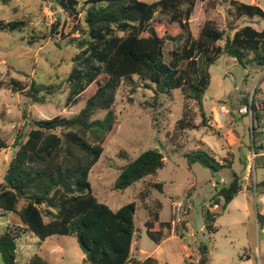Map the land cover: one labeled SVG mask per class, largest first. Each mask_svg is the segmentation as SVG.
<instances>
[{
  "label": "trees",
  "instance_id": "obj_1",
  "mask_svg": "<svg viewBox=\"0 0 264 264\" xmlns=\"http://www.w3.org/2000/svg\"><path fill=\"white\" fill-rule=\"evenodd\" d=\"M51 1L64 19L72 23L67 34L60 33L59 42L52 37L54 25L50 32L42 33L30 28L26 21H0V32L29 31L28 45L53 39L58 47L63 42L64 46L74 48L70 71L63 79L50 84L31 79L24 85L17 80L0 78V89H8L36 105H44L56 95L64 94L65 107L76 105L91 85L95 89L81 109L70 117L56 116L48 120L25 117L27 130L17 134L14 153L0 183V214H11L18 219V223L0 233V262L17 264V241L33 235L40 242L53 236L74 238L88 264H158L153 257L138 260L131 256L135 203L113 211L97 200L88 182L90 170L99 161L105 140L113 129L116 95L122 85L132 91L142 88L151 92V105L157 108L164 96L179 90L184 104L182 116L174 125V134L208 128L210 118L205 116L202 96L209 85L210 66L224 55L242 68L264 69V27L261 30L250 25L230 27L233 34L229 36L214 20L207 19L194 37L189 24L195 0ZM217 6L227 7L234 20L257 17L264 21L260 7L237 0H211L204 11L208 15ZM165 45H171L167 61ZM253 99L247 104L252 112V150L257 141L254 123L259 120ZM189 102L197 110L199 124L194 123ZM101 112L104 113L101 118H94ZM6 148L0 137V152ZM184 157L188 165L198 164L216 174L223 168L212 154L201 149L187 152ZM163 165L162 149L159 146L147 149L121 167L113 189L123 192L155 176ZM228 169L230 182L212 200L220 212L242 190L241 176ZM153 187L162 189L160 184ZM36 201L40 204L35 205ZM144 209L146 234L158 245L169 236L171 223L159 221L160 201L155 200L151 209L146 206ZM202 215L205 229L213 233L216 214L203 209ZM257 224L263 226L264 217L257 215ZM26 264L49 263L34 254ZM196 264H209L207 251L202 246Z\"/></svg>",
  "mask_w": 264,
  "mask_h": 264
},
{
  "label": "rangeland",
  "instance_id": "obj_2",
  "mask_svg": "<svg viewBox=\"0 0 264 264\" xmlns=\"http://www.w3.org/2000/svg\"><path fill=\"white\" fill-rule=\"evenodd\" d=\"M139 1L153 3L158 0ZM208 1L211 0H195L189 24L194 37L207 19L214 20L229 36L233 34L230 27L238 29L250 25L256 30L264 27V21L257 17L234 20L227 7L217 6L207 15L204 8ZM237 1L256 4L264 11V0ZM16 20L26 21L30 28L42 33L50 32L54 25L52 37L57 42L61 40L60 33L67 34L72 27L51 0H6L5 3L0 0V21ZM162 22L166 25L164 18ZM28 40L29 31L0 32V78L17 80L24 85L31 79L43 84L63 79L70 71L75 49L64 46L62 41L58 47L53 39L37 40L33 45H28ZM170 50L171 45H165V61ZM209 75V85L202 96L205 116L210 118L208 128L183 134H174V125L182 116L184 104L179 90L164 96L157 108L151 105V92L142 88L132 91L122 85L116 95L113 129L105 140L99 161L90 170L88 182L97 200L113 211L135 203L131 256L138 260L153 257L158 264H196L202 246L207 251L209 264H264V228L257 224V215L264 217V156L256 157L264 153V69L242 68L234 59L223 55L210 66ZM94 89L93 84L71 107H65L64 94L56 95L44 105H36L17 93L0 89V137L7 146L0 152V183L14 153L17 134L27 130L25 117L35 120L70 117L81 109ZM252 97L259 117L254 123L257 141L253 150L252 112L247 106ZM188 108L194 123L199 124L195 106L189 102ZM245 108L247 112H241ZM103 114L98 113L94 118L99 119ZM157 146L164 156L162 169L123 192L114 190L121 167ZM196 149L212 154L223 165L218 176L224 181L217 185L209 169L198 164L188 165L184 154ZM228 168L241 176L244 188L220 212L212 200L217 191L230 182ZM245 170L248 173L243 179ZM154 184H160L161 191L154 189ZM155 200L162 205L159 221L171 223L168 235H172L165 236L158 245L149 239L145 228L147 211L144 207L151 209ZM172 201L182 203L179 219L172 215ZM203 209L219 212L215 215L213 233H208L204 227ZM16 223L18 219L14 215L0 214V233ZM182 235L188 236L181 238ZM21 245L17 244L16 250L20 257L18 262L23 264ZM29 249L49 264H88L72 237L53 236L43 242L35 238Z\"/></svg>",
  "mask_w": 264,
  "mask_h": 264
},
{
  "label": "crops",
  "instance_id": "obj_3",
  "mask_svg": "<svg viewBox=\"0 0 264 264\" xmlns=\"http://www.w3.org/2000/svg\"><path fill=\"white\" fill-rule=\"evenodd\" d=\"M254 5H256V4H254ZM257 156H264V153H260V154H256V157ZM216 159V158H215ZM248 173V170H245L244 171V173H243V179H245V175ZM242 188H244L243 187V185H242ZM170 207H172V203H171V206ZM210 212L211 213H213V214H217V213H219V212H216L215 210H210ZM262 228H264V225L262 226ZM263 230V229H262ZM172 236V235H171ZM170 235H169V237H171ZM185 236H188V235H182L181 236V238H185ZM27 237V238H26ZM26 237H23V238H21V239H19L18 241H17V244H22L21 246H22V248H23V251H22V262H23V264H26L27 263V261L34 255L33 253H31L30 252V249H29V245L31 244V243H34V239H33V237L31 236V235H27ZM142 253V251H139V254H141ZM16 255H17V250H16ZM18 258H20V257H18V255H17V257H16V262H17V264L19 263V264H21V262H18ZM156 259V258H155ZM157 260V259H156ZM185 260V258L183 259V261ZM158 262V261H157Z\"/></svg>",
  "mask_w": 264,
  "mask_h": 264
},
{
  "label": "built area",
  "instance_id": "obj_4",
  "mask_svg": "<svg viewBox=\"0 0 264 264\" xmlns=\"http://www.w3.org/2000/svg\"><path fill=\"white\" fill-rule=\"evenodd\" d=\"M241 112L246 113L247 109H243ZM254 157V155H253ZM182 203L178 201H172V215L176 216L179 219L181 208H182ZM186 211V210H185Z\"/></svg>",
  "mask_w": 264,
  "mask_h": 264
},
{
  "label": "water",
  "instance_id": "obj_5",
  "mask_svg": "<svg viewBox=\"0 0 264 264\" xmlns=\"http://www.w3.org/2000/svg\"><path fill=\"white\" fill-rule=\"evenodd\" d=\"M155 151L157 152L158 149H155ZM211 172V177H214L216 182H220V181H224V180H220V177L218 176V174H216L212 169H209ZM40 201H36L35 205H39ZM203 251H205V248H203Z\"/></svg>",
  "mask_w": 264,
  "mask_h": 264
}]
</instances>
